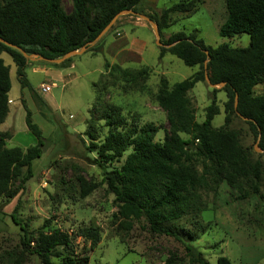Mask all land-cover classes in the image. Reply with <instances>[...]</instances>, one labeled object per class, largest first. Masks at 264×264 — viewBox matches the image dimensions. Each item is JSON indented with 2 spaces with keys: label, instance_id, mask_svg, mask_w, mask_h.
Listing matches in <instances>:
<instances>
[{
  "label": "rangeland",
  "instance_id": "rangeland-1",
  "mask_svg": "<svg viewBox=\"0 0 264 264\" xmlns=\"http://www.w3.org/2000/svg\"><path fill=\"white\" fill-rule=\"evenodd\" d=\"M181 1L190 0H147L139 6L142 13L120 14L98 40L103 53L96 55L87 48L73 57V67L63 69L45 60L29 59L25 73L33 90L22 89L11 56L1 55L12 66L9 97L13 101L6 121L0 125V133L12 132L8 147L26 150L37 144L26 123L23 98L32 111L33 121L43 131L44 146L42 156L32 164V177L20 187L21 178L28 173L24 167L22 175L12 182L15 196H0V264H39L36 255L21 262L23 231L12 218L16 208L17 218L31 231L42 228L47 220L52 227L71 234L91 224L99 226L101 241L97 246L93 247L83 237L76 238L77 249L85 250L90 257L89 264H198L190 261L182 242L172 236L152 233L143 226V221H134L133 228H127L118 214L115 195L104 180V169L120 167L132 148L119 161L102 167L95 161L97 152L92 146L100 144L111 129L101 119L102 108L108 104L122 108L128 127L152 125L158 129L154 140H165L169 131L168 115L157 101L161 80L165 78L171 88L192 76L199 66H188L169 52L161 57L155 30L140 15L149 17L148 14L160 13L163 8ZM62 8L70 12L72 0H62ZM226 18V0H200L196 12L173 15L174 24L163 30L160 40L163 43L172 34L183 31L196 34L208 46L217 47L225 42L233 47L249 46L248 34L220 35ZM107 61L129 70L149 67L150 73L138 81H126L118 73L111 75V69L106 71ZM42 83L50 90L42 92ZM221 87H211L207 81H201L188 92L196 119L205 120L206 108L216 98L220 113L214 117L213 126L239 132L240 144L251 153V160L259 159L262 163L259 194H254L251 177L241 179L240 189L232 188L225 181L215 190L201 189L198 204L171 225L182 229L185 236L191 234L192 243L212 264H216L221 254L234 264H264V152L256 147L257 140L244 119L233 116L231 123L225 124L227 95L224 91H215ZM254 90L256 94H264V82ZM90 131L96 140L90 138ZM181 135L185 139L189 137ZM195 163L202 170L201 162ZM84 181L89 186L96 185L87 196L82 195Z\"/></svg>",
  "mask_w": 264,
  "mask_h": 264
},
{
  "label": "trees",
  "instance_id": "trees-1",
  "mask_svg": "<svg viewBox=\"0 0 264 264\" xmlns=\"http://www.w3.org/2000/svg\"><path fill=\"white\" fill-rule=\"evenodd\" d=\"M147 0H72V10L65 12L62 0H0V125L10 111L9 92L12 88L10 67L1 56L8 53L16 65L21 87L33 90L27 77L29 55L47 59H59L68 52L87 46L96 55L103 53L101 40L90 45L124 11L142 13L139 6ZM200 0L181 1L163 8L160 13L148 14L158 26L160 33L174 24L173 15L191 14L197 11ZM227 18L220 27L222 37L248 34L247 47H233L222 43L208 46L196 34L183 31L172 34L161 46V57L167 52L177 56L188 66H199L190 77L175 83L171 88L167 80H161L157 101L167 111L169 131L163 142L155 141L157 128L149 125L142 128L128 127L122 108L115 104L103 106L101 119L111 129L100 144H95V161L100 165L119 161L132 148L124 163L112 170L104 169V180L115 195L118 214L127 228L134 221H143L152 233L172 236L182 242L192 263L212 264L192 243L191 234L185 236L182 229L172 222L189 214L199 202V190H215L222 182L232 188H241V179L251 177L255 196L259 194L262 163L251 160V153L240 144V134L235 130L216 128L212 121L220 113L216 98L206 108L203 122L196 119L188 92L198 82L206 81L205 61L209 58L207 71L213 84L224 85L215 91H224L225 124L233 116L246 117V121L258 147L264 150V94H256L254 87L264 82V0H226ZM173 44L170 47L167 45ZM208 51V53L206 52ZM73 57L56 67L68 68ZM110 74H120L126 81H138L150 73L149 67L139 70L123 69L120 65L105 63ZM237 102V107H236ZM26 109V123L37 138V144L26 150L8 147L10 131L0 133V196L12 198V182L22 175L20 187L32 177V164L43 154L44 136L41 127L33 121L32 111L22 98ZM242 116V117H241ZM187 134V139L181 134ZM90 138L96 135L90 131ZM195 161H200L202 170ZM96 185L82 183V195L87 196ZM13 220L20 225L22 236V260L36 255L39 264H89L85 250L77 249L76 238L89 240L93 247L101 241L99 226L81 227L74 234L44 222L37 231L28 229L25 222ZM216 264H234L226 255H219Z\"/></svg>",
  "mask_w": 264,
  "mask_h": 264
},
{
  "label": "water",
  "instance_id": "water-1",
  "mask_svg": "<svg viewBox=\"0 0 264 264\" xmlns=\"http://www.w3.org/2000/svg\"><path fill=\"white\" fill-rule=\"evenodd\" d=\"M149 2H154L155 0H148ZM124 12H126V13H131V14H138V13H136V12H134V11H132V10H127V11H124ZM124 12H122V13H124ZM122 13H120V14H122ZM120 14H118V15H116L115 17H114V19L111 21V23L99 34V36L94 40V41H92L91 43H90V45H94L110 28H111V26L113 25V23L115 22V20L118 18V16L120 15ZM141 17H144L149 23H151V25L153 26V28H154V30H155V33H156V36H157V43L160 45V46H164V44L161 42V33H160V31H159V28H158V26H157V24L152 20V19H150L149 17H147V16H144V15H140ZM0 41H2V42H4V43H6V44H8V45H10V46H12V44H10L9 42H7V41H5V40H3L2 38H0ZM173 44H169V45H167V47H170V46H172ZM88 47L87 46H84V47H82L80 50H74V51H70V52H68L64 57H62V58H59V59H47V58H45V57H43V56H40V55H38V54H36V55H29V54H27L24 50H22V52L24 53V55L28 58V59H41V60H45V61H48V62H51V63H61V62H63L64 60H66V59H68V58H70V57H72V56H75V55H78V54H82L86 49H87ZM207 53H208V51H206ZM208 61H209V58L205 61V67H206V81L209 83V85L211 86V87H218V86H223L224 85V83H221L220 85H216V84H213L211 81H210V78H209V73H208V71H207V64H208ZM236 107H237V102H236ZM242 117V116H241ZM242 119H244V120H248V118H246V117H242ZM259 141H260V138H258V140H257V143H256V147L258 148V143H259ZM259 151H261V152H264V150H262V149H260L259 148Z\"/></svg>",
  "mask_w": 264,
  "mask_h": 264
},
{
  "label": "crops",
  "instance_id": "crops-1",
  "mask_svg": "<svg viewBox=\"0 0 264 264\" xmlns=\"http://www.w3.org/2000/svg\"><path fill=\"white\" fill-rule=\"evenodd\" d=\"M134 43V42H133ZM132 50H133V48H132ZM134 51V50H133ZM135 52V51H134ZM5 63H6V61H5ZM7 64V63H6ZM7 65H9V67H10V78H11V71H12V66L10 65V64H7ZM74 66V64H72V66H70V67H73ZM63 69H65V68H63ZM54 70H57V71H61V69H55L54 68ZM54 70L53 71H50V72H54ZM11 82H12V80H11ZM43 84V83H42ZM41 84V85H42ZM56 84V83H55ZM257 86V85H256ZM255 88V87H254ZM22 89H24V88H22ZM11 91V90H10ZM254 92H255V90H254ZM10 93V92H9ZM12 99L9 97V102H10V104L12 103ZM9 113H10V111H9ZM9 113H8V115H9ZM8 117V116H7ZM7 119V118H6ZM2 125V124H1Z\"/></svg>",
  "mask_w": 264,
  "mask_h": 264
},
{
  "label": "built area",
  "instance_id": "built-area-1",
  "mask_svg": "<svg viewBox=\"0 0 264 264\" xmlns=\"http://www.w3.org/2000/svg\"><path fill=\"white\" fill-rule=\"evenodd\" d=\"M40 89L42 92H47L48 90H50V87L46 86L45 84H42Z\"/></svg>",
  "mask_w": 264,
  "mask_h": 264
}]
</instances>
